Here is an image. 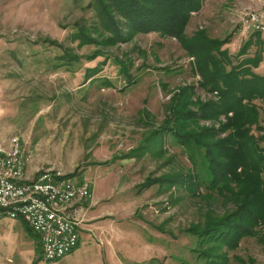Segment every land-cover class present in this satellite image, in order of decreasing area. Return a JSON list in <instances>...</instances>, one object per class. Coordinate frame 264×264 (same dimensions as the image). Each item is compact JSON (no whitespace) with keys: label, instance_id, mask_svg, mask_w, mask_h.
<instances>
[{"label":"rangeland","instance_id":"rangeland-1","mask_svg":"<svg viewBox=\"0 0 264 264\" xmlns=\"http://www.w3.org/2000/svg\"><path fill=\"white\" fill-rule=\"evenodd\" d=\"M238 1L203 0L199 11L191 14L186 36L204 30L221 39L237 32L239 20L232 13ZM255 1L241 9V17L264 2ZM95 4L0 0V140L18 134L32 155V171L53 167L80 179L85 169L91 168L95 176L96 168H104L123 197L120 218L106 224L92 250L79 240L74 253L49 262L31 245L29 254L25 249L15 259L41 257L32 264L198 263L197 254L207 244L190 229L204 226L206 210L220 216L232 205L203 186L194 194L163 182L173 174H195L196 168L169 138L161 147L144 143L162 122L177 88L199 80L191 70L195 58L178 39L155 31L108 41V30L95 31L100 21ZM80 30L96 41L81 43ZM236 38L228 45L233 54L247 36ZM72 54L74 60L69 59ZM194 93L193 98L203 101L215 99L198 86ZM257 104L264 109V103ZM205 124L219 126L214 120ZM260 124L264 126V114ZM254 229L236 247L221 248L228 264H264V223ZM16 244L24 249L22 242Z\"/></svg>","mask_w":264,"mask_h":264},{"label":"trees","instance_id":"trees-1","mask_svg":"<svg viewBox=\"0 0 264 264\" xmlns=\"http://www.w3.org/2000/svg\"><path fill=\"white\" fill-rule=\"evenodd\" d=\"M95 2L100 18L95 31L108 30V41L127 40L135 32L155 31L178 39L188 55L195 58L191 70L199 80L177 88L165 117L144 143L161 147L169 138L183 148L196 168L195 174L177 173L163 178V182H172L194 194L203 186L222 197V202H230L232 208L220 216L206 210L204 226L193 225L190 229L200 237V243L207 244L198 252L195 264H228L229 258L221 248L236 247L239 239L253 234L254 227L264 223V126L260 124L264 109L257 104L264 103V74L255 71L263 57L264 32L250 33L233 54L227 47L233 31L221 39L204 30L186 36L184 30L191 14L199 11L203 0ZM80 31L81 43L96 41L86 30ZM74 58L72 54L69 59ZM119 70L124 71L122 66ZM196 86L214 94L215 99L193 98ZM207 120L219 126L207 125ZM253 130L261 134L255 136Z\"/></svg>","mask_w":264,"mask_h":264},{"label":"built area","instance_id":"built-area-1","mask_svg":"<svg viewBox=\"0 0 264 264\" xmlns=\"http://www.w3.org/2000/svg\"><path fill=\"white\" fill-rule=\"evenodd\" d=\"M240 29L264 32V2L243 13ZM31 157L18 134L0 140V223L22 220L37 235L42 258L59 260L78 245L81 217L77 205L90 196V182L53 167L30 175L26 167Z\"/></svg>","mask_w":264,"mask_h":264},{"label":"crops","instance_id":"crops-1","mask_svg":"<svg viewBox=\"0 0 264 264\" xmlns=\"http://www.w3.org/2000/svg\"><path fill=\"white\" fill-rule=\"evenodd\" d=\"M255 2L257 1H238L237 8H234V12L232 13V15H237V20H239V28L237 29V32H233V37L231 38L230 43L237 39V36L245 37L250 34L245 33L240 29V18L242 11L241 9H244L247 6L249 7L250 3ZM226 3L228 4V2ZM234 6L236 7V5ZM232 29L233 28H231L230 30ZM261 36L264 38V33H262ZM241 42L242 39L239 41L237 48L240 46ZM228 45L227 47L229 48ZM229 51L233 52L231 48H229ZM255 71L264 74V63L262 65L259 64ZM32 169V166L27 165V173L36 176L37 169H34V171H32ZM96 169L99 172L95 175L96 177L89 172L91 168L87 170L85 169L84 172H82V176H80L79 180H87L90 182V196L87 199L82 200L80 204L77 205V207L80 208L81 217V223L79 228V243L90 250L93 249V245H96L95 237L101 236L103 234V228L106 227V224L115 223V220H118L120 218L118 217V214L121 211L120 201L123 198L121 195L118 194L119 189L118 186H116V184H114L113 182V176L110 175V173H104V168L100 167ZM0 225V264H25L26 261L28 262V260L30 264H32L33 260L30 257L27 260H22L23 258H18V260H16L15 254L20 252L25 253V249L28 251L27 253L29 254L31 245L33 246L34 250L36 249V246L39 247L37 235L31 230H29L27 228L28 226H26L27 224L22 220L10 221L8 219H4L2 220ZM16 241H18L19 243L22 242L24 249H17L18 246L16 244ZM35 243H37V245ZM76 250L77 248L70 254L64 256V258L71 255ZM28 254L26 256H28Z\"/></svg>","mask_w":264,"mask_h":264}]
</instances>
